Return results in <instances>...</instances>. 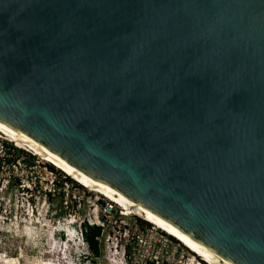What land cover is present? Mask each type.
Masks as SVG:
<instances>
[{"label":"water","instance_id":"1","mask_svg":"<svg viewBox=\"0 0 264 264\" xmlns=\"http://www.w3.org/2000/svg\"><path fill=\"white\" fill-rule=\"evenodd\" d=\"M0 131L213 264H264V0H0Z\"/></svg>","mask_w":264,"mask_h":264},{"label":"rangeland","instance_id":"2","mask_svg":"<svg viewBox=\"0 0 264 264\" xmlns=\"http://www.w3.org/2000/svg\"><path fill=\"white\" fill-rule=\"evenodd\" d=\"M22 150L33 155L28 148ZM20 171L15 174L11 168L0 173L3 185L0 188V255L18 258V264H41L42 261L51 264H132L130 259L107 260L103 256L93 260L90 253L84 254L86 249L77 248L74 237L78 231L77 224L96 207H101L103 197L100 194L73 180L72 188L65 189L69 198L64 195L58 199L59 186L44 180L39 182V168L27 169L23 177H20ZM20 178L29 181L36 178L38 182L32 190L22 189L15 182ZM49 189H55L54 196L49 194ZM111 238L114 242L123 239V235L115 231ZM177 246L179 251L184 248L187 252L183 244ZM79 253L85 256L80 258ZM173 254L169 251L164 259L173 257ZM0 264L4 263L0 261Z\"/></svg>","mask_w":264,"mask_h":264},{"label":"built area","instance_id":"3","mask_svg":"<svg viewBox=\"0 0 264 264\" xmlns=\"http://www.w3.org/2000/svg\"><path fill=\"white\" fill-rule=\"evenodd\" d=\"M23 148L11 141L0 139V173L12 168L16 174L20 169V177H23V172L27 171V169L39 168L41 170V175L38 176L39 182L44 180L55 187L59 186L58 199L61 196L65 197L64 195L69 198V192L65 191V189L69 190V188H72L71 185L74 179L34 153L32 156L25 153L22 150ZM36 178L30 181L20 178L18 182L17 180L15 182L22 189L32 190L38 182ZM1 182L0 177V188L2 189L3 185ZM54 191L55 189H49V194L54 196ZM101 197L103 196L101 195ZM108 204H111V207H108ZM100 205L101 207H96L86 215L84 220L77 224L78 231L76 233L82 237V243L77 248L78 250L86 249L84 254H89L83 234L86 231L84 225L101 227V233L96 237L100 254L97 257H91V259L94 260L103 256L107 260L119 258L126 261V259H130L132 264H193L195 260L196 264H209L195 256L185 246L187 252L183 250L184 248L179 251L177 245L181 246V243L177 239L175 240L173 236L156 225L134 214L126 213L114 201H107L103 197ZM73 222L75 223L76 221L74 220ZM115 231L123 235V239H116L111 242V235H115ZM169 251L174 253L173 257L164 259L165 254ZM81 253L78 254L80 258L85 256Z\"/></svg>","mask_w":264,"mask_h":264},{"label":"bare ground","instance_id":"4","mask_svg":"<svg viewBox=\"0 0 264 264\" xmlns=\"http://www.w3.org/2000/svg\"><path fill=\"white\" fill-rule=\"evenodd\" d=\"M0 134H2V135H0V139H5V140H8V141H11L12 139H11V137L9 136V135H7L6 133H4V132H2V131H0ZM14 141V140H13ZM13 141H11L12 143H13ZM14 144H17V145H20V146H22V147H25V148H28L27 146H25L24 144H22V143H18V142H15L14 141ZM28 150H31L30 148H28ZM32 151V150H31ZM35 155H37V156H39L37 153H35L34 151H32ZM39 157H41V156H39ZM44 161H46V162H48V163H50L51 165H53V166H55L52 162H50V161H48V160H46L45 158H43V157H41ZM56 168H58L57 166H55ZM59 169V168H58ZM59 170H61V169H59ZM62 171V170H61ZM63 172V171H62ZM63 173H65V172H63ZM66 174V173H65ZM67 175V174H66ZM70 177V176H69ZM80 184V183H79ZM83 187H85L86 189H88V190H90V191H94V190H92L91 188H89V187H87V186H85V185H83V184H81ZM94 192H96V191H94ZM97 194H100V195H102L104 198H105V200H107V201H114L113 199H111L110 197H108L107 195H105V194H103V193H100V192H96ZM115 203H117L118 205H120L125 211H126V213H128V214H132V213H130L126 208H124L121 204H119L118 202H116V201H114ZM108 207H111V204H108ZM158 227V226H157ZM159 228H161V227H159ZM161 229H163V228H161ZM165 232H167L168 234H170L171 236H173L174 238H176L177 240H179V242L181 243V244H183L186 248H188L195 256H197V257H199L200 259H202V260H204V261H206L207 263H209V264H213L209 259H207L204 255H202L200 252H198L197 250H195L193 247H191L190 245H188L187 243H185L184 241H182L180 238H178L177 236H175V235H173L172 233H170V232H168L167 230H165V229H163ZM75 238H76V240H77V246L78 245H80L81 243H82V237H80L79 236V234H77L76 233V235L74 236ZM71 240H72V238H71ZM0 261L1 262H3L4 264H18V258H12V257H4V256H2V255H0ZM41 264H51V262L50 263H48V262H41Z\"/></svg>","mask_w":264,"mask_h":264},{"label":"trees","instance_id":"5","mask_svg":"<svg viewBox=\"0 0 264 264\" xmlns=\"http://www.w3.org/2000/svg\"><path fill=\"white\" fill-rule=\"evenodd\" d=\"M86 231H84V239L87 243L88 250L91 257L99 256V245L96 239L97 236L101 233V227L99 226H89L87 224L84 225Z\"/></svg>","mask_w":264,"mask_h":264}]
</instances>
